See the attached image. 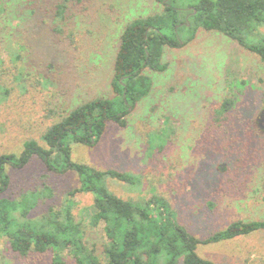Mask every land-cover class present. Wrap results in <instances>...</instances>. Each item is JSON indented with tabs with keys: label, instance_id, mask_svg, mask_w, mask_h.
I'll use <instances>...</instances> for the list:
<instances>
[{
	"label": "rangeland",
	"instance_id": "1",
	"mask_svg": "<svg viewBox=\"0 0 264 264\" xmlns=\"http://www.w3.org/2000/svg\"><path fill=\"white\" fill-rule=\"evenodd\" d=\"M59 1L0 0V155H19L29 139L45 147L42 134L82 103L117 102L111 82L120 36L134 19L163 9L158 0H84L82 11L68 14L56 34ZM163 62L166 72L145 71L152 89L127 117L126 128L108 122L96 145L65 139L72 162L132 176L133 184L108 179L106 186L135 203L163 200L200 239L239 220L263 221L264 62L227 36L203 29L185 47L164 48ZM226 99L233 105L220 114ZM6 172L11 185L2 198L17 205L14 217L26 207L14 201L23 193H51L28 214L35 219L50 208L61 210L68 192L80 186L75 172L51 173L35 157ZM71 199L87 244L101 254L103 223L89 224L93 196ZM8 246L0 240V264H52L51 253L21 257ZM198 254L215 264H264V231L200 246ZM64 258L76 264L71 255Z\"/></svg>",
	"mask_w": 264,
	"mask_h": 264
},
{
	"label": "trees",
	"instance_id": "2",
	"mask_svg": "<svg viewBox=\"0 0 264 264\" xmlns=\"http://www.w3.org/2000/svg\"><path fill=\"white\" fill-rule=\"evenodd\" d=\"M12 1L6 0V3ZM184 1L158 0L163 5L161 12L136 18L124 28L111 82L117 102L95 98L82 103L42 134L45 147L29 139L19 155H0V240H7L10 251L21 257L51 253L52 264H67L65 254L71 255L76 264H215L198 254L200 246L264 231V220H239L209 238H197L178 223L169 204L163 200L135 203L114 194L106 186L108 179L130 185L134 183L133 177L117 170L100 171L74 163L71 148L65 143V139L71 137L74 143L96 145L105 134L108 122L126 128L127 117L152 89L145 71L166 72L164 48L187 46L200 29L227 36L264 62V0H198L187 6L181 4ZM85 6L84 0L56 3L54 22L58 27L54 32H63L61 28L68 14L74 16ZM232 105V100L226 99L219 113L229 112ZM34 157L51 173L75 172L80 186L68 192V201L61 210L50 208L35 219H29L28 214L51 193L48 190L45 194L42 191L23 193L14 201L26 207L20 217L17 213L14 217L17 205L2 198L11 185L6 167L23 169ZM82 193L93 196L90 226L98 227L103 223L105 240L98 255L96 249L87 244L84 225L76 221L72 212L71 197Z\"/></svg>",
	"mask_w": 264,
	"mask_h": 264
},
{
	"label": "water",
	"instance_id": "3",
	"mask_svg": "<svg viewBox=\"0 0 264 264\" xmlns=\"http://www.w3.org/2000/svg\"><path fill=\"white\" fill-rule=\"evenodd\" d=\"M130 110L132 109V108H129ZM94 143V142H93Z\"/></svg>",
	"mask_w": 264,
	"mask_h": 264
}]
</instances>
